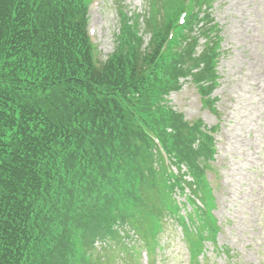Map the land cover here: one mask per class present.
<instances>
[{
    "label": "trees",
    "instance_id": "1",
    "mask_svg": "<svg viewBox=\"0 0 264 264\" xmlns=\"http://www.w3.org/2000/svg\"><path fill=\"white\" fill-rule=\"evenodd\" d=\"M120 1L113 50L101 58L88 34L92 0H0V264L100 263L96 241H116L127 221L147 248L169 217L190 258L215 243L206 174L216 127L188 123L167 98L189 79L214 110L221 29L211 0L152 2L145 24ZM154 138L194 179L205 215L181 214L195 205L184 171L166 170Z\"/></svg>",
    "mask_w": 264,
    "mask_h": 264
},
{
    "label": "rangeland",
    "instance_id": "2",
    "mask_svg": "<svg viewBox=\"0 0 264 264\" xmlns=\"http://www.w3.org/2000/svg\"><path fill=\"white\" fill-rule=\"evenodd\" d=\"M158 1L124 0V4L137 13L141 11L145 24L154 11L152 2ZM161 1L162 4L166 0ZM92 2L88 34L98 55L106 58L114 47L120 25L118 9L123 4L120 0ZM205 8L213 19L211 27L218 23L221 28V56L214 78L217 84L211 91V98L216 100L214 110L203 106L189 79H181V88L172 91L168 100L188 123L199 119L207 131L216 127L212 133L216 153L208 161L211 164L206 174L212 200L209 213L219 231L215 243L204 242L203 254L190 258L187 237L179 223L169 217L164 220L165 228L154 241L153 249L150 243L147 248L142 233L137 234L127 221L116 241H96V256L101 260L97 264H150L152 259L154 264H264V0H211L210 7ZM198 32L193 31L191 38ZM145 34L146 42L149 35ZM196 43L202 44L204 39ZM200 48L201 45L195 46V51L200 53ZM192 147L198 149L196 143ZM172 169L184 171L187 184L183 190L195 204L194 209L192 202L187 208L181 206V214L197 208L198 213L205 215L201 195L190 190V184L195 187L194 179L184 167L173 165ZM178 193L176 190L174 198L183 201L184 195ZM136 224L137 229L146 231L147 224L142 220Z\"/></svg>",
    "mask_w": 264,
    "mask_h": 264
},
{
    "label": "clouds",
    "instance_id": "3",
    "mask_svg": "<svg viewBox=\"0 0 264 264\" xmlns=\"http://www.w3.org/2000/svg\"><path fill=\"white\" fill-rule=\"evenodd\" d=\"M219 26V25H218ZM220 28V27H219ZM221 29V28H220Z\"/></svg>",
    "mask_w": 264,
    "mask_h": 264
}]
</instances>
